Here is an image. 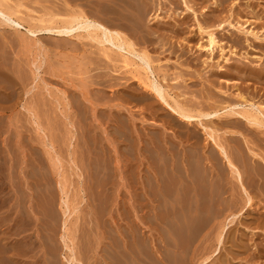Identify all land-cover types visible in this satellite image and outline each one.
Masks as SVG:
<instances>
[{"label": "rangeland", "instance_id": "1", "mask_svg": "<svg viewBox=\"0 0 264 264\" xmlns=\"http://www.w3.org/2000/svg\"><path fill=\"white\" fill-rule=\"evenodd\" d=\"M150 1L139 0L148 8L143 23L153 32L151 38L155 43L145 44L133 29L129 33L137 40V48L148 52L153 67H160L170 78L181 73L186 79L169 82L173 87L168 89L171 97L183 103L207 105L202 95L213 89L230 100L225 106L239 102L237 92L245 93L243 95L249 100L263 97L259 101L264 104V89L253 81L242 83L230 73V76L223 75L214 87L210 78L215 77L213 73L229 71V65L257 66L259 56L263 57L264 65V41L248 36L247 42L242 39L237 45L232 33L245 36L237 30L241 28L239 25L231 28L227 24L224 30L215 28L219 23L216 15L227 16L232 7L245 15L246 3L261 11L264 0H218L221 8L216 7L215 0H185L189 6H184V0ZM7 2L11 7L23 5L22 11L30 17L57 12L60 7L55 5L60 4L58 0ZM193 11L196 14H192ZM247 19L245 17L239 24ZM198 22L216 33L223 43L222 53L215 50L210 55L199 49V44L207 42V35H200ZM5 23L0 25V264H76L73 258L81 264H114L117 239L124 242L129 258L132 257L129 248L137 252L136 244L140 241H147L152 253L158 249L167 250L156 223L167 230L170 245L172 243V248L176 245L183 255L184 242L178 244L180 239L172 234L173 231L158 222V206H161L154 199L156 194H164L167 190L170 178L167 172L172 173L171 177L175 174L161 163L164 159H172L170 142L177 146L182 157L181 151L187 146L184 135H191L196 129L194 133L206 139L202 127L198 123L194 128L184 126L153 94L138 88L137 81L122 68L120 60L109 63L100 54L98 43L84 40L83 45L79 44L78 50L72 52L56 37L40 36L33 41L24 29L18 32ZM243 26L264 34L257 23ZM232 51L249 57L234 56ZM131 59L139 61L133 56ZM87 64L91 69L86 68ZM21 79L26 80L25 87L20 85ZM31 106L38 107L41 112L29 111ZM214 124L219 126L216 121ZM219 127L225 130L224 126ZM220 137L224 144L226 141L229 152L245 153L254 160L257 159L252 158L249 151L264 157V135L261 133L245 131L235 142L232 135L222 131ZM199 139L197 143L192 136L189 143L196 146L195 142L202 149L207 142ZM204 152H197V155L203 154L206 162ZM155 162L160 165L163 188L155 184V174H158L153 166ZM224 182L225 190L229 191ZM227 192L226 201L231 193ZM255 199L258 201L259 197ZM64 200L70 205L66 215L63 214ZM258 214H246L239 219L241 225L236 221L227 229L220 257H212L207 264H264V227L248 226L250 220L258 221ZM149 218L155 225L150 226ZM64 220H67V234L73 241H69L72 252L61 239ZM245 228L251 231H244ZM209 232L210 227L193 248L185 242L184 249L189 245L186 249L190 260ZM19 248L25 250L20 252ZM160 254L157 251L156 255Z\"/></svg>", "mask_w": 264, "mask_h": 264}, {"label": "bare ground", "instance_id": "2", "mask_svg": "<svg viewBox=\"0 0 264 264\" xmlns=\"http://www.w3.org/2000/svg\"><path fill=\"white\" fill-rule=\"evenodd\" d=\"M5 1L7 2V0ZM58 1L60 4H55L58 7L60 6L57 12L43 14L41 17H30L22 11L23 5L20 4L18 6L16 5V7H11L9 4L6 5L4 0H0V22H7L5 23L6 26L9 24L10 27H13L18 32L24 29L28 37L33 38V41H36L40 36L56 37L58 40H62L61 42L64 41L66 43H64L66 48L70 49L72 52L77 51L79 44L83 45L84 40H90L91 42L98 43L101 45L99 48L100 54L107 59L109 63L120 60L122 68L126 69L125 71L129 72L132 75V78L137 81L136 84L138 83V88H142L144 91L153 94L160 101V104L162 103V105L167 107L173 116L181 120L182 124H185L184 126L189 125L193 127V125L198 123L200 127H202L200 128L203 131L202 134L206 136V139H201L198 134L194 133L196 129L193 132L190 130L192 134L194 133L193 135L189 134L186 137L184 135L183 139L186 138L184 143H186L187 146L184 147L183 152L181 151L182 157H180V150L178 151L176 149L177 146L173 144V142L169 141L170 150H172V159L169 161L168 159L161 161L165 167L169 168L168 170L171 169V171H174L175 174L171 177V171L169 172L170 174L167 172V176L169 175L170 177H168L169 186L167 185L165 188L167 190H164V194H156L155 196L154 200H156L161 206V208L158 206V222L162 225H166L171 229V231H173L172 234L180 239H178V244H182L180 241L184 242L183 247L181 246V250L183 249V255L179 254L182 252L178 250L179 248L176 245H173L174 248H172V243L170 245L169 242L171 241L168 240L169 236L166 235L167 230L165 229L166 231H164V229H162L156 221V230L162 235L165 242L163 243L168 247L167 250H165L164 247V250L162 249L163 251L157 248V251L161 252V254L157 256V251L155 253L153 251L152 253V247L150 248V244H147V241H140L136 244L137 252L134 251L133 248H129L132 256L129 258L127 253L128 249L124 242L117 239L114 243L115 257L113 258V263L161 264V262H163L164 264H188L189 262L186 260L188 258V249H186L187 246L191 245L193 248V245H197L200 236L207 228L210 227L209 234H206L205 238L203 237L204 240L201 239L197 248L195 247L196 250L193 253L192 259L190 260L188 258L191 264H207L212 257H220V249L225 243L224 235L228 232L227 229L231 228L236 221L241 225L242 220H239L241 219L240 217H245L246 214H250L252 212H255V214L258 212V221L256 220L257 222L254 223L250 220V222H248V226L252 227L253 224H256V227H264V204L260 203L261 200L264 201V157L259 156V154L253 151H249V153L253 156H251L252 158L257 160L249 159L243 152L244 156L239 154L240 152L238 153V151L229 152L225 145L226 141L224 144V140L220 137V131L224 134L232 135L234 142L237 140L236 138L242 136L245 131L248 134L261 133L264 135V104L260 102V99L263 97L260 96L261 98L257 99L258 97L255 96L249 100L247 96L243 95L245 93L242 94L237 92L239 102L227 104L225 106L227 101L229 102L230 100H226L227 98L224 95L217 94L215 90L208 89L207 94L203 93L202 95L203 98L205 97V103H207V105L179 102L177 99L171 97L172 95H170L169 91H171L173 87L169 85V82L186 81L184 76L181 73H178L174 74L173 77L170 78L167 72L162 70L160 67H153L154 62L148 52L145 49L137 48V40H134V36L132 37V34L129 33V31L133 29L141 35L139 37H141L145 44L152 45L155 43L151 38L153 32L148 27H145V24L143 23V21L147 18L148 8L143 7L139 0ZM3 3H5V5ZM184 3V6L188 5L186 1ZM214 4L216 7L218 6L217 8H221L218 0H215ZM245 6H247L248 9L245 12V15H243L241 11H237V9L235 10L233 7L230 9L227 16L216 15L215 20L219 23L215 26V28L218 30H224L227 24L231 28H236V26L239 25L242 29L238 28L237 30L245 36L241 37L236 33H232L236 39L235 42L237 45L240 44L242 39L247 42L248 36H252L254 40L264 41V34L260 35L259 31L255 32V28L252 30L243 28L244 24L247 25L249 23L250 27L252 24L257 23L258 26L262 27V30H264V8L261 11H256L254 5L251 3H246ZM187 8L188 10H191L192 7H186V9ZM249 9H251V11H249ZM213 10L217 11L214 7ZM192 14L196 13L193 11ZM156 17L159 18V14H157ZM245 17H248V19L244 22V24H239ZM195 19L197 20V18ZM24 24H27V26L25 27ZM197 24V30L200 35L204 33L207 35V42L202 45L199 44V49H204V51L210 55L214 54L215 50H219L222 53L223 43L218 40L215 35L216 33L208 30L209 27L203 26L199 22ZM134 34L136 33L134 32ZM136 37L137 36H135V38ZM105 44H109V46L106 47ZM58 45L62 44L58 43ZM91 49H93V47H91ZM231 54H234V56H244L245 59H248L249 57L248 55H243L239 51H232ZM131 56L137 58L139 61L136 62V60L131 59ZM256 59L259 62L257 66H251V64L250 66L234 64L229 65V71L227 70L225 73H213L215 77H210L213 82V86L216 87V85L219 84L218 81H220L219 79H222L223 75L230 76L231 73V77L234 78L236 76L235 78L240 79V82H245V80L247 83L249 81H253V83L258 84V87H262V89H264L263 57L259 56ZM259 64H262L263 66ZM87 65L88 66H86V68H90V64ZM27 72L28 71H26V73ZM232 74L234 75L232 76ZM23 79L19 80V82L21 86L25 87L27 83H25L26 80ZM227 79L230 80V78ZM234 86L238 87L236 85ZM137 90L139 91V89ZM238 91L241 92V89ZM245 91L247 92V90ZM248 94H250V92ZM171 100L172 102H170ZM36 106H31L28 110H35L38 113L40 110ZM38 106L42 107V105ZM215 121L219 124V126H224L225 130H222L219 126L215 125ZM186 129L188 128L186 127L185 130ZM189 129L191 128L189 127ZM192 136L196 139L195 141L197 143V139L199 138V140H206L204 142L207 143L204 144V146L201 145L203 146L202 149L205 150L204 154H207L206 162L204 161L203 154H199L203 152L201 147L195 142L194 144H196V146L189 143L192 141L190 140ZM165 140H167V138ZM181 141L183 143V140ZM203 141L202 143H204ZM238 143L239 142H237V144ZM239 145L240 144L237 146ZM199 149L202 151H199ZM238 149L240 150L241 147ZM197 152H199L198 155ZM231 152L235 153L234 155H236L237 152L239 155L236 156L238 157L234 156ZM153 166L158 173L155 174L157 175L155 178V184L159 188V186H162L163 176H161L158 170V166H160L159 163L155 162ZM245 176H247V181L245 180ZM223 181H225L224 183L231 192L230 199L227 201L224 197L228 190H225V185L222 184ZM256 197H259L258 201H256ZM63 203L65 205L63 214L66 215L70 210V205L67 200H64ZM148 222H150V226L155 225L151 219ZM184 226L186 227L184 228ZM63 227L64 233L61 235V239L64 242L65 247L72 252L69 241L72 243L73 241L70 240L69 234H67V220L63 221ZM247 228H245L244 231H251ZM153 229L155 230V228ZM23 232H25V230ZM251 233L252 235L255 234L254 232ZM185 242L189 245H186V248L184 249ZM213 246L215 247L212 250ZM19 249L20 252L25 250L24 249L22 251L21 248ZM73 260L76 264H81V262L76 258H73Z\"/></svg>", "mask_w": 264, "mask_h": 264}]
</instances>
